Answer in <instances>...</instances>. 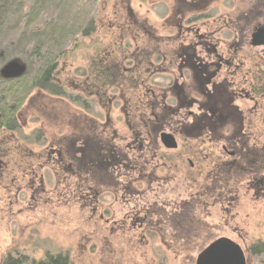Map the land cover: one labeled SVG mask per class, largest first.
Returning a JSON list of instances; mask_svg holds the SVG:
<instances>
[{"label":"flooded vegetation","instance_id":"1","mask_svg":"<svg viewBox=\"0 0 264 264\" xmlns=\"http://www.w3.org/2000/svg\"><path fill=\"white\" fill-rule=\"evenodd\" d=\"M174 1L180 8L178 34L187 31L193 37L169 60L173 68L164 65L162 55L154 61L146 56L141 74L115 70L111 77L112 92L117 77H130L143 91L139 121L125 119L131 140L114 132L108 140L76 135L56 147L45 145L33 152L32 161L14 168L10 184L18 186L10 197L9 185L2 183L7 169L2 159L12 150L0 149V205L24 196L20 183L35 193L52 184L78 192L85 180L108 182L111 233L161 237L168 229L175 238L191 237L211 232L201 220L219 221L223 236L208 247L222 242L239 264H249L248 256L264 257V243L246 251L241 240L224 236L243 237L237 226L227 230L239 217L234 205L264 203V147L251 129L264 126V0H248L245 9L233 15L225 10L218 17L214 11L231 0ZM191 141L199 148L181 149ZM16 252L0 254V264L8 255L18 257Z\"/></svg>","mask_w":264,"mask_h":264},{"label":"rangeland","instance_id":"2","mask_svg":"<svg viewBox=\"0 0 264 264\" xmlns=\"http://www.w3.org/2000/svg\"><path fill=\"white\" fill-rule=\"evenodd\" d=\"M11 1L14 14L1 29L0 47L5 56L19 57L26 62L25 52L32 53L36 42L29 34L49 32L55 37L46 46L52 55L56 58L62 51L68 52L58 57L54 76L66 93L83 95L87 88L91 97L89 107L37 90L25 99L18 119L24 128L22 137L17 135L11 139V134H6L8 143H0L4 150H12L2 159L7 168L2 183L9 185V197L18 186L16 182L10 184L16 172L14 168L32 161L33 152H42L45 145L56 147L76 135L108 140L115 132L118 137H129L125 119L139 121L144 111L137 103L142 89L136 90L130 77H117V89L112 92L111 77L118 72L115 70L141 74L146 68L145 60L154 61L157 55H162L166 60L164 65L172 69L169 60L181 53L193 37L187 31L178 34L176 22L180 8L174 0ZM163 3H167L168 10ZM247 3L248 0H231L212 15L218 17L225 10L226 14L233 15L245 9ZM37 4V17L30 22L27 14ZM90 18L94 19L95 31L88 39H83L80 30ZM43 60L42 55H34L30 68L35 70ZM96 61H101L104 71L94 72ZM96 65L94 63V68ZM154 67L155 63L151 69ZM37 129L41 130L42 137L34 139L31 135ZM251 129L259 136V147H264V126ZM25 136H29L28 142ZM42 139H45L43 148L39 146ZM197 145L191 141L183 143L181 149H197ZM201 147L204 148L202 144ZM170 161L173 164L172 158ZM83 184L84 191H74L73 187L66 188L67 191L65 185L52 184L43 186V190L38 187L34 193L27 190L26 183H20L24 196L17 193V203L0 205V254L17 251L16 254L30 260H39L45 253H62L69 256L72 264H196L206 247L223 236L219 221L210 220H201V224L212 229L211 232L202 231L191 237L175 238L168 229L160 233L161 237L115 235L111 233V183L85 180ZM238 204V207L233 206L232 212H239V217L228 224L227 230L237 226L243 237L227 232L224 238L241 240V246L247 251L254 243H264V203L240 201ZM248 261L264 264V257L248 256Z\"/></svg>","mask_w":264,"mask_h":264},{"label":"trees","instance_id":"3","mask_svg":"<svg viewBox=\"0 0 264 264\" xmlns=\"http://www.w3.org/2000/svg\"><path fill=\"white\" fill-rule=\"evenodd\" d=\"M94 2L96 0H88ZM13 2L11 0H0V44H1V29L7 24L9 18L14 14ZM38 4L32 6V10L28 13L30 17V22H34L38 14ZM93 18H90L86 23V27L80 30L81 38L88 39L91 34L95 31V22ZM65 33V32H62ZM31 39L34 41L36 39L35 48L32 53L29 51L25 52L27 61H23L19 57H6L5 53L1 50L0 47V143L7 144V136L11 134V139L16 138V136L22 137L23 125L19 122V110L22 106V103L33 91H41L48 95L61 97L68 99L72 103L80 104L81 106L89 107L88 98L91 97V93L88 92L87 88H84L83 95L81 94H68L64 87L58 82V78L55 75L56 69L58 67V57L67 54L68 52L62 51L59 53L58 57L55 54L52 55V52L46 47L48 43L55 40V37L45 31L32 32L29 34ZM28 35V40L30 36ZM40 50H43L45 53H41ZM42 55L43 61H40V66L35 70L30 68L32 64L31 58L34 55ZM41 60V58H40ZM31 62V63H30ZM101 61L94 62L96 67L93 69L94 72L104 71L102 68ZM11 64H19L25 68L24 72L20 76L13 77L16 71H14V65L11 69H7ZM104 74V73H101ZM103 76V75H102ZM84 94L86 95L85 97ZM42 132L40 129L34 131L31 135L32 138H40ZM31 138V139H32ZM27 139V140H26ZM29 136H25V140L28 142ZM0 149H3L2 144H0ZM7 149V148H6ZM1 158V157H0ZM44 257L39 260H30L27 257L18 255L14 258L8 255L5 259V264H72L69 256L62 253H45Z\"/></svg>","mask_w":264,"mask_h":264},{"label":"water","instance_id":"4","mask_svg":"<svg viewBox=\"0 0 264 264\" xmlns=\"http://www.w3.org/2000/svg\"><path fill=\"white\" fill-rule=\"evenodd\" d=\"M14 65V66H13ZM14 67V69L12 68ZM16 71L13 77L20 76L25 68L19 64H11L6 68ZM222 242L215 243L208 247L197 259V264H239L238 256L231 249L226 250Z\"/></svg>","mask_w":264,"mask_h":264}]
</instances>
